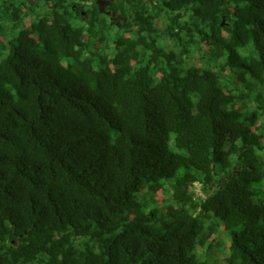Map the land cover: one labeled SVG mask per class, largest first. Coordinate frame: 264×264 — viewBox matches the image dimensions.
Segmentation results:
<instances>
[{"label": "trees", "instance_id": "1", "mask_svg": "<svg viewBox=\"0 0 264 264\" xmlns=\"http://www.w3.org/2000/svg\"><path fill=\"white\" fill-rule=\"evenodd\" d=\"M98 1L0 0V264H264V0Z\"/></svg>", "mask_w": 264, "mask_h": 264}, {"label": "rangeland", "instance_id": "2", "mask_svg": "<svg viewBox=\"0 0 264 264\" xmlns=\"http://www.w3.org/2000/svg\"><path fill=\"white\" fill-rule=\"evenodd\" d=\"M118 23V21H116ZM126 32L125 29H122V33ZM203 60V59H202ZM246 79H249V76H246ZM250 83L253 85L254 95L264 96V86L257 84L255 81L250 79ZM225 84L229 85L231 88H239L240 85L238 82H235L233 78L228 79ZM250 112V111H248ZM253 113H248L246 116L249 118ZM256 197L255 200H258L263 197L260 190L255 187ZM223 233L219 237V239L215 242L214 248L210 251L200 252L198 251L199 257L201 260L208 262L209 264H226L229 257V247H230V239L233 233H237L240 230V226L236 225L234 221H230L227 224L222 226Z\"/></svg>", "mask_w": 264, "mask_h": 264}, {"label": "water", "instance_id": "3", "mask_svg": "<svg viewBox=\"0 0 264 264\" xmlns=\"http://www.w3.org/2000/svg\"><path fill=\"white\" fill-rule=\"evenodd\" d=\"M114 0H111V2ZM109 3V1H103V0H99L98 4L100 6V10L101 12H104L106 15L111 16L112 18L114 17V20H121V17H116L114 14H111L110 12H106L105 6ZM125 22H127V19H124Z\"/></svg>", "mask_w": 264, "mask_h": 264}, {"label": "flooded vegetation", "instance_id": "4", "mask_svg": "<svg viewBox=\"0 0 264 264\" xmlns=\"http://www.w3.org/2000/svg\"><path fill=\"white\" fill-rule=\"evenodd\" d=\"M107 8H108V5L105 6L106 12H110V11H107ZM110 13L112 14V12H110ZM110 17H111V19H113V21H115V20H114V17H113V18H112V16H110ZM122 20H123V19H122Z\"/></svg>", "mask_w": 264, "mask_h": 264}]
</instances>
